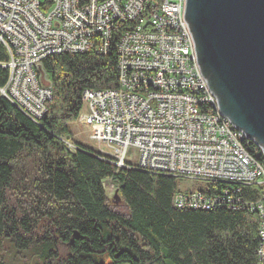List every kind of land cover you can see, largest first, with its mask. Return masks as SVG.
Returning a JSON list of instances; mask_svg holds the SVG:
<instances>
[{
  "label": "trees",
  "instance_id": "1",
  "mask_svg": "<svg viewBox=\"0 0 264 264\" xmlns=\"http://www.w3.org/2000/svg\"><path fill=\"white\" fill-rule=\"evenodd\" d=\"M118 38L106 52L44 59L52 98L38 120L0 95V264H104L99 254L112 264H258L260 214L252 205L264 199L263 187L216 182L207 193L219 202L179 208L176 177L118 168L83 145L68 146L83 91L118 86ZM7 59L0 49V64ZM8 76L0 66V87ZM105 179L125 213L114 208Z\"/></svg>",
  "mask_w": 264,
  "mask_h": 264
},
{
  "label": "built area",
  "instance_id": "2",
  "mask_svg": "<svg viewBox=\"0 0 264 264\" xmlns=\"http://www.w3.org/2000/svg\"><path fill=\"white\" fill-rule=\"evenodd\" d=\"M184 3L0 0V49L8 57L0 66L9 69L0 95L40 119L52 98L50 81H43L44 59L106 52L117 35L118 86L85 89L79 120L92 128L91 139L108 149L100 150L116 167L198 181L195 190L178 187L173 197L176 207L195 210L219 202L207 193L216 182L264 188V153L221 115L198 66ZM250 144L258 155L247 149ZM130 146L136 165L125 161ZM252 207L260 214L257 255L264 264V199Z\"/></svg>",
  "mask_w": 264,
  "mask_h": 264
},
{
  "label": "water",
  "instance_id": "3",
  "mask_svg": "<svg viewBox=\"0 0 264 264\" xmlns=\"http://www.w3.org/2000/svg\"><path fill=\"white\" fill-rule=\"evenodd\" d=\"M183 18L221 115L264 153V0H185Z\"/></svg>",
  "mask_w": 264,
  "mask_h": 264
},
{
  "label": "rangeland",
  "instance_id": "4",
  "mask_svg": "<svg viewBox=\"0 0 264 264\" xmlns=\"http://www.w3.org/2000/svg\"><path fill=\"white\" fill-rule=\"evenodd\" d=\"M40 1L45 2V0H40ZM43 81L45 83L47 81L49 82V78L45 74L43 77ZM84 110H85L84 107H82L81 111H84ZM79 116H80V114H79ZM79 116H78L76 121L72 122L69 125V134L67 137H65L67 139L68 144L70 145L69 147L72 150H74L75 144H80V145H83V146L89 148L90 150H92L94 152H98V151L101 152V150L102 151H108V149L104 145H102V144L99 145L91 139L92 128L89 125H86V124H83L82 122H80ZM137 156L138 155H137L136 149H134V147L130 146L128 151H127L125 161L127 163L132 164V165H136ZM178 181H179V183H178L179 188L188 189V190H190V189L195 190V188L197 187V185H195V184L199 183L198 181H193V182H195V183H193L189 179H180ZM104 186L106 188L108 196L110 197L112 203L114 204V208L117 211L125 213L126 208L122 203V200H121L119 193H117L115 183L111 179H105L104 180ZM116 194H117V196H116ZM96 259L99 262H103L104 264H112V261L109 258L108 254L96 255Z\"/></svg>",
  "mask_w": 264,
  "mask_h": 264
}]
</instances>
